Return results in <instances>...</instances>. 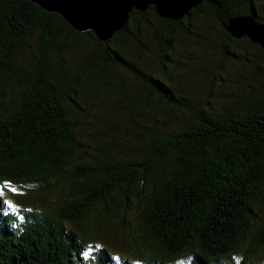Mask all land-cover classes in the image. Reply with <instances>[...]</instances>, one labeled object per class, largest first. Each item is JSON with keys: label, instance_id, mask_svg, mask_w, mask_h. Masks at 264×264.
<instances>
[{"label": "trees", "instance_id": "16d2710c", "mask_svg": "<svg viewBox=\"0 0 264 264\" xmlns=\"http://www.w3.org/2000/svg\"><path fill=\"white\" fill-rule=\"evenodd\" d=\"M257 1L203 0L180 20L161 18L153 5L142 12L133 9L123 28L104 43L91 30L75 31L60 14L30 0H0V264H169L181 258L187 264H218L231 259L256 221L254 209L264 211V84L241 108L216 110L207 103L187 114L191 108L176 89L141 71L113 40L133 41L152 13L160 22L157 42L168 51L175 34L192 33L191 22L203 10L215 13L222 25L245 14L264 23ZM35 29L33 60L20 62L18 52ZM82 35L90 37L85 55L76 66L61 65L54 73L64 48ZM224 35V58L232 41L249 40L225 29ZM113 66L144 83L134 95L109 87L119 98L116 112L137 103L143 110L156 97L166 104V116L157 119L155 109L148 111L159 125L134 124L133 116L121 128L112 118L93 135L85 134L77 97L93 78L108 87ZM179 111L180 121L167 125L165 119ZM95 137L102 143L99 156L92 157L87 147ZM5 185L45 198L59 196L36 204ZM110 227L114 235L128 233L133 258L104 245L111 240ZM95 241L101 244L88 243ZM257 248H264V217L246 253Z\"/></svg>", "mask_w": 264, "mask_h": 264}, {"label": "rangeland", "instance_id": "374dc122", "mask_svg": "<svg viewBox=\"0 0 264 264\" xmlns=\"http://www.w3.org/2000/svg\"><path fill=\"white\" fill-rule=\"evenodd\" d=\"M257 4L259 14L264 18V0H258ZM146 19L145 23L140 24L138 34L133 41L124 42L122 38L116 36L113 45L141 71L158 75L161 80L173 86L178 92L179 99L189 104L191 108L185 113L191 114L194 108L208 105L216 110L232 111L245 105L246 100L254 93L261 92L264 84V61L260 59L262 51L251 45L249 40L232 41L229 47L231 53L224 58L221 54L225 42L224 28L212 11L203 10L192 20L191 34H175L168 51L166 47L158 44L156 39L159 20L152 13L146 14ZM38 34L39 30L35 29L22 45L18 52L20 62L31 63L33 60L31 52L38 44ZM89 42L90 37L82 35L76 44L66 46L62 56H59L58 63L54 64L53 72H57L61 65L76 66L85 55ZM164 54H167V57L164 58ZM54 57L56 56L52 53V58ZM110 74L112 78L108 87L100 85L98 80L93 78L87 82V92L77 97V103L85 114V134L93 135L97 127L101 126V122H107L112 118L120 122L121 128L126 127L133 116L136 119L134 124L159 125L148 111V108L155 109L157 119L166 116L164 113L166 104L156 97H153L143 110H140V104L137 103L120 113L116 112L119 98L109 87L118 85L120 95L123 93L134 95L144 83L117 66L111 68ZM145 88L148 89L147 86ZM179 114H182V111L166 118L167 125L174 126L178 123ZM101 140L102 138L95 137L90 141L87 151L92 157L99 156L98 146L102 143ZM5 187L9 192L23 194L22 196L32 199L36 204L43 200H56L59 196L58 192L45 198L29 188L16 190L7 185ZM254 210L256 221L247 232L246 238L232 254L231 259H223L218 264H264V248H257L250 255L246 253V248L256 235L258 223L264 217L263 209ZM130 217L133 218V214ZM113 232V227L107 229V237L111 240L104 245L112 253L129 255L133 258L132 241L128 233L121 232L114 235ZM88 243L101 244L98 241ZM187 262L186 259L181 258L169 264H187Z\"/></svg>", "mask_w": 264, "mask_h": 264}, {"label": "water", "instance_id": "95a60500", "mask_svg": "<svg viewBox=\"0 0 264 264\" xmlns=\"http://www.w3.org/2000/svg\"><path fill=\"white\" fill-rule=\"evenodd\" d=\"M49 12H56L78 32L91 30L96 39L108 42L123 28L130 12H140L153 5L165 19L180 20L203 0H30ZM224 29L234 38L246 37L260 45L264 61V23L250 14L234 15L224 23Z\"/></svg>", "mask_w": 264, "mask_h": 264}, {"label": "flooded vegetation", "instance_id": "af4514ba", "mask_svg": "<svg viewBox=\"0 0 264 264\" xmlns=\"http://www.w3.org/2000/svg\"><path fill=\"white\" fill-rule=\"evenodd\" d=\"M219 20V19H218ZM222 24V23H221Z\"/></svg>", "mask_w": 264, "mask_h": 264}]
</instances>
